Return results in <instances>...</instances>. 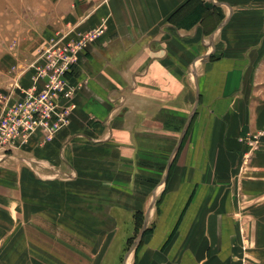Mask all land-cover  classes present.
<instances>
[{
  "label": "crops",
  "instance_id": "1",
  "mask_svg": "<svg viewBox=\"0 0 264 264\" xmlns=\"http://www.w3.org/2000/svg\"><path fill=\"white\" fill-rule=\"evenodd\" d=\"M6 5L25 64L3 93L39 83L43 46L94 39L68 122L0 151V264H264V139L243 141L264 131V0Z\"/></svg>",
  "mask_w": 264,
  "mask_h": 264
},
{
  "label": "built area",
  "instance_id": "2",
  "mask_svg": "<svg viewBox=\"0 0 264 264\" xmlns=\"http://www.w3.org/2000/svg\"><path fill=\"white\" fill-rule=\"evenodd\" d=\"M93 39L94 34H88L76 44L64 47L55 44L43 50L39 59L44 64L35 81L39 83L30 90H22L24 96L19 100H14L11 92L0 94V143L6 145V151L12 145L26 142L38 129L50 137L67 123L66 104L73 98L76 87L66 75L72 72L78 52ZM263 139L264 131L243 139L249 146L245 159L262 147Z\"/></svg>",
  "mask_w": 264,
  "mask_h": 264
},
{
  "label": "rangeland",
  "instance_id": "3",
  "mask_svg": "<svg viewBox=\"0 0 264 264\" xmlns=\"http://www.w3.org/2000/svg\"><path fill=\"white\" fill-rule=\"evenodd\" d=\"M13 1L18 2L20 0H13ZM15 4L13 3L11 8L16 7ZM8 5H6V0H0V11H4V9H8ZM9 7H10V5H9ZM14 16H17V14H14ZM1 26H3V25H0V89L3 88V86L6 84V81H7L6 79H9V77L11 76V74H9V71L11 70V68L16 66V64H19V63L25 64V63H23L24 61L19 62L20 60H18V59H20V57H21V59L23 58L22 55L18 54V58H14V57H11L9 55V52H16V54H17V53L21 52L20 50L24 49L25 46L22 45V41H21L22 30H19V29L10 30V29H7V28L1 27ZM34 33H35L34 30L30 31V35H32ZM70 44L71 43L69 42L68 44H66L64 46H68ZM53 45H55V44L43 46L44 48L42 47V50H41L39 55H41L43 50L48 49L50 46H53ZM56 46L58 47L60 45L56 44ZM57 47H55V48H57ZM78 54H79V52H78ZM78 54H77V56H78ZM24 59H25V62L27 63L31 59V57H30V59H27V58H24ZM40 63H41L40 67L43 66V60L39 59V62H37L35 60V58L31 63H28V67L32 66V67H29L28 68L29 71H27V72H29V74H31V76L29 75V79L31 77V79H30L31 83H33L34 80L36 81V78L38 76L37 64H40ZM74 68H75V65L73 66L72 72H73ZM71 73L66 75V79L70 83H71V80H70ZM46 79H47V77H46ZM46 79H45V81H46ZM43 80L44 79H42V81ZM14 84L16 87L14 88L13 92H11V93L13 94V98H15L14 100H19L20 97L24 96V94L22 93V90H28L29 88L25 89V87H21V77L20 76H15L13 85ZM41 84H42V82H41ZM3 92H6L5 89H1L0 94H2V95H8L10 93V92L9 93L7 92L8 93L7 94V93H3ZM20 143H22V142H19L16 145L10 146V148L7 149L9 151H6V148H7L6 145H3L0 143V151L3 150V154L4 153L5 154H7V153L8 154H19V150H18L19 148L18 147H19ZM56 176L60 182H65L67 180V178L62 174H57Z\"/></svg>",
  "mask_w": 264,
  "mask_h": 264
},
{
  "label": "water",
  "instance_id": "4",
  "mask_svg": "<svg viewBox=\"0 0 264 264\" xmlns=\"http://www.w3.org/2000/svg\"><path fill=\"white\" fill-rule=\"evenodd\" d=\"M207 6L210 7V4H207ZM143 228H144V225H143V227H142V230H143ZM141 233H142V231H141ZM141 233H140V235H141Z\"/></svg>",
  "mask_w": 264,
  "mask_h": 264
},
{
  "label": "trees",
  "instance_id": "5",
  "mask_svg": "<svg viewBox=\"0 0 264 264\" xmlns=\"http://www.w3.org/2000/svg\"><path fill=\"white\" fill-rule=\"evenodd\" d=\"M141 226H142V222H141V224H140V228H141Z\"/></svg>",
  "mask_w": 264,
  "mask_h": 264
}]
</instances>
